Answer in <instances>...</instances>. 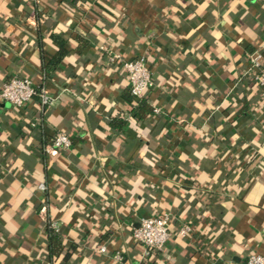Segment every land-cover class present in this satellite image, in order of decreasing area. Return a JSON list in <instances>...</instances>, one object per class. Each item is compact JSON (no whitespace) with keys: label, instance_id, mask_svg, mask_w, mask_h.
Returning a JSON list of instances; mask_svg holds the SVG:
<instances>
[{"label":"crops","instance_id":"0c3cea01","mask_svg":"<svg viewBox=\"0 0 264 264\" xmlns=\"http://www.w3.org/2000/svg\"><path fill=\"white\" fill-rule=\"evenodd\" d=\"M101 45L146 56L147 98L162 113L132 116L127 71ZM257 53L264 67V0H0V90L18 74L57 96L0 99V264H243L264 253ZM58 131L72 146L46 152ZM166 210L165 248L134 239L141 217ZM51 221L63 240L54 257ZM186 222L191 235L179 232Z\"/></svg>","mask_w":264,"mask_h":264},{"label":"built area","instance_id":"2783aa9c","mask_svg":"<svg viewBox=\"0 0 264 264\" xmlns=\"http://www.w3.org/2000/svg\"><path fill=\"white\" fill-rule=\"evenodd\" d=\"M101 48L106 51L108 59L111 62L117 60L122 62L124 69L127 71L130 90L136 99H142L151 89L154 84V74L148 64L145 55L136 58L126 59L118 51H114L106 45H101ZM261 54L257 53L251 57L250 70L254 79L259 84L262 94L264 95V67L261 65ZM35 97H39L42 106L53 104L57 96L51 93L46 87H38L34 85L29 77L14 75L6 81L0 90V99L9 101L15 106H21L24 103L31 101ZM153 113H162L160 106H153ZM0 117V127H1ZM73 141L66 131H58L52 142L44 147L46 152L54 153L60 148L71 147ZM41 189H46L45 183H40ZM172 213L168 210L159 214L147 215L141 217L139 225L133 229V237L136 241L141 242L149 249H163L167 246L172 237L171 229ZM50 227L59 231V225L56 221H51L48 224ZM193 226L186 222L179 228L182 235H188L192 232ZM100 251L106 252L107 246L101 245ZM114 257L121 260V253H115ZM243 264H264V253L251 251Z\"/></svg>","mask_w":264,"mask_h":264},{"label":"trees","instance_id":"16d2710c","mask_svg":"<svg viewBox=\"0 0 264 264\" xmlns=\"http://www.w3.org/2000/svg\"><path fill=\"white\" fill-rule=\"evenodd\" d=\"M60 44H61V47H60L58 59L64 54L63 52L66 50L62 42H60ZM58 59H56L55 61H58ZM126 97L128 98L129 102L132 105V109H131L132 116L146 117L148 114L153 113V106L148 101L147 95L139 100V99H136L130 91L129 93H126ZM125 122H126L125 119L118 118V117L113 118L111 121L113 126H116L119 128L123 127ZM190 224L193 226V229H194V225H193L194 223H190ZM191 233L188 235H191ZM48 245H49L50 257L59 255L63 250V240H62L60 232L56 231L54 228L50 227L49 225H48Z\"/></svg>","mask_w":264,"mask_h":264}]
</instances>
